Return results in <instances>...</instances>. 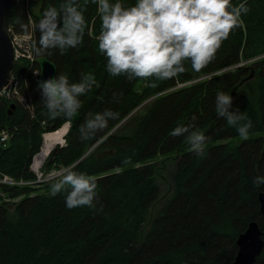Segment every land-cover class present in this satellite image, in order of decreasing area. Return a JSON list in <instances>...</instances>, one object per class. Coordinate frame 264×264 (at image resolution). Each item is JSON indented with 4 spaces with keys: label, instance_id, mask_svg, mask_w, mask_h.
I'll return each mask as SVG.
<instances>
[{
    "label": "trees",
    "instance_id": "16d2710c",
    "mask_svg": "<svg viewBox=\"0 0 264 264\" xmlns=\"http://www.w3.org/2000/svg\"><path fill=\"white\" fill-rule=\"evenodd\" d=\"M65 2L18 0L7 12V28L26 33L32 20L38 46L36 27L45 10H59ZM121 2L132 6L136 0ZM78 3L86 19L83 43L43 53L55 62L56 76L66 74L70 82H79L83 75H94L96 85L79 97L77 114L69 119L48 113L38 79L32 77L37 64L26 59L16 60L11 70L26 101L0 96V131L9 135L0 143V179L7 175L25 181L0 182V264L230 263L237 252L238 235L250 222L261 225L263 221L258 196L264 185L258 187L253 181L264 176V0H232L234 6L245 3L249 11L242 14L241 25L230 33L215 58L199 71L185 62L184 73L163 81L109 74L106 57L98 48V6L92 0ZM241 59L253 60L224 70ZM251 69L256 77L255 102L240 85ZM221 91L232 96L233 108L246 112L253 123L248 137L238 142L229 141L241 136L216 112V96ZM149 98L141 113L130 115ZM12 102L15 108L9 115ZM106 109L118 113V118L109 120L108 127L94 138L82 139L80 129L89 113ZM67 122L64 145L42 168L48 171L75 164L76 171L93 176L95 209H69L65 192L53 196L41 191V185L49 189L58 177L28 183L36 178L30 166L43 134ZM180 125H192L208 137L203 156L192 150L186 135H171ZM110 149L112 154L97 158L98 151ZM173 152L179 154L172 192L145 229L147 213L160 194L157 166L150 160ZM126 157L130 163H123ZM5 196L18 200L7 202ZM254 264H264V245Z\"/></svg>",
    "mask_w": 264,
    "mask_h": 264
},
{
    "label": "clouds",
    "instance_id": "9594fccd",
    "mask_svg": "<svg viewBox=\"0 0 264 264\" xmlns=\"http://www.w3.org/2000/svg\"><path fill=\"white\" fill-rule=\"evenodd\" d=\"M92 2L98 6L101 20L98 48L106 57L107 71L130 80H168L184 73L188 61L193 70H201L215 58L230 33L241 25L242 14L249 11L245 3L234 6L232 0H136L132 6H125L121 0ZM85 27L84 9L78 0H66L59 10L55 7L45 10L37 26L40 37L38 46L34 44L36 57L43 58L44 51L50 48L64 51L82 44ZM93 85L96 79L91 73L83 75L79 82H70L66 74L37 82L48 113L53 118L62 114L69 119L81 107L79 97L91 91ZM233 100L227 93L219 92L216 112L236 128L239 136L247 138L253 123L246 112L233 108ZM117 118L118 113L111 109L89 113L80 129L81 138H94L108 127L109 120ZM171 135H186L192 150L198 156L204 155L208 137L202 131L194 130L192 125H180ZM130 161L126 157L123 163ZM75 168L73 164L56 173L58 178L50 186L51 195L65 192L69 209L81 206L95 209L96 180ZM253 183L258 187L264 185V176L254 178Z\"/></svg>",
    "mask_w": 264,
    "mask_h": 264
},
{
    "label": "water",
    "instance_id": "95a60500",
    "mask_svg": "<svg viewBox=\"0 0 264 264\" xmlns=\"http://www.w3.org/2000/svg\"><path fill=\"white\" fill-rule=\"evenodd\" d=\"M18 2V0H0V91L4 90L10 80L11 70L15 63V53L10 34L7 30L6 16L8 10ZM36 32L40 36V31L36 27ZM34 62L39 68L38 81H45L49 78L56 77L57 67L54 61L49 59L45 54L43 58L35 56ZM254 77V70L240 82V85ZM234 94L232 91L231 95ZM15 108V103H11L8 108V114L11 115ZM65 124V123H64ZM63 125V124H62ZM68 130V128H67ZM67 132V131H66ZM65 139L57 143L56 147L50 151L47 163H50L58 152V147L64 145ZM112 149L98 151L97 158L112 154ZM36 154L33 156V158ZM260 204V212L263 217L261 225L252 221L248 224L247 228L241 232L237 239V252L233 260L228 264H254L256 258L260 255L264 245V191L259 193L258 196Z\"/></svg>",
    "mask_w": 264,
    "mask_h": 264
},
{
    "label": "rangeland",
    "instance_id": "374dc122",
    "mask_svg": "<svg viewBox=\"0 0 264 264\" xmlns=\"http://www.w3.org/2000/svg\"><path fill=\"white\" fill-rule=\"evenodd\" d=\"M252 60L253 59H250V60H242V61H248L247 64H249ZM250 73H251V71H250ZM242 88L248 94V96L252 100V102H255V97H256V77H253L250 80H247L245 83L243 82ZM150 99L151 98L143 101L139 105L140 107L138 106L139 108L137 110H135L134 113L133 112L130 113V115L132 116V114L135 115V113H141L143 111L144 107L148 104V101ZM68 126H69V124H68ZM48 133H51V132H48ZM241 139H242V137H238V138H234V139L229 140V141L238 142ZM219 142L220 141H217L215 143H219ZM209 144H211V143H209ZM212 144H214V143H212ZM204 146H206V145H204ZM55 147H56V145L54 146V148ZM92 148L90 150L88 149L87 150V153L91 152ZM184 150H186V149H184ZM178 154H179L178 152H173V153H170V154H167V155H158V156H156V157H154V158H152L150 160L152 162H155V164L157 166L156 181H157V183L159 185L160 194H159L158 200L153 204L152 207H150V209H149V211L147 213V225H146L145 229L148 227V224L150 222V219L159 211V209L161 208L162 203L164 202V200L166 198H168L170 196L171 192H172V175H173V172H174L175 162H176V158H177ZM49 155H50V153L48 154L47 158H49ZM47 158L45 159V161L47 160ZM42 165L39 168V170L42 171V172H45V173L48 172V171H61L60 169L66 168V167H64V168L62 167L60 169L53 168V169H49L48 171H45L42 168ZM31 168H32V166H31ZM32 170L35 171L33 168H32ZM34 174H35V172H34ZM46 181H48V180H46ZM41 182H43V181H41ZM54 182H52V183H54ZM52 183H50L49 186H51ZM41 186L42 187H40V189H41L42 192H45L47 194H50L51 193L50 187H49V189L48 188L47 189H44L45 187H43V186H45V185H41ZM4 199L7 202L14 203L15 201L18 200V197L14 198V199H9V198H7V196H5ZM11 211H12V208H11Z\"/></svg>",
    "mask_w": 264,
    "mask_h": 264
},
{
    "label": "built area",
    "instance_id": "2783aa9c",
    "mask_svg": "<svg viewBox=\"0 0 264 264\" xmlns=\"http://www.w3.org/2000/svg\"><path fill=\"white\" fill-rule=\"evenodd\" d=\"M10 37H11V41L13 44V48H14V53H15V61L18 59H26L29 60L31 63L34 62L35 59V53H34V42H35V30H34V24L32 22V20H30V28L29 31H27L26 33H15L12 32L10 28H7ZM248 61H240L238 63H236L235 65L226 68L224 70H229L230 68H234V67H238V66H243V65H247ZM35 63V62H34ZM40 71L38 66L36 68L33 69L32 71V77L38 79V76ZM38 74V75H37ZM181 84H179L180 86ZM0 96H5V97H13L16 98L17 100H19L21 103L25 102V98L23 97V95H21V93L18 91V85H17V80L14 79V77L11 75L9 83L7 85V87L4 90L0 91ZM9 135L7 133V131H0V143H4L8 140ZM31 168V166H30ZM32 170V168H31ZM63 170V169H60ZM33 171V170H32ZM35 172V180L32 182H28L31 184H34L36 182H41V181H46V180H50L53 179L54 177H56V173L60 172V171H48V172H42L39 169L33 171ZM0 182H4L7 184H16V183H24L25 181H21V180H14L13 178L7 176V175H3V177L0 179Z\"/></svg>",
    "mask_w": 264,
    "mask_h": 264
},
{
    "label": "bare ground",
    "instance_id": "6f19581e",
    "mask_svg": "<svg viewBox=\"0 0 264 264\" xmlns=\"http://www.w3.org/2000/svg\"><path fill=\"white\" fill-rule=\"evenodd\" d=\"M67 124V125H66ZM68 128V122L63 124L59 129L51 133H45L43 136L42 145L40 151L36 154L32 161V168L37 170L44 163L50 151L57 143L61 142ZM39 183V182H36Z\"/></svg>",
    "mask_w": 264,
    "mask_h": 264
}]
</instances>
